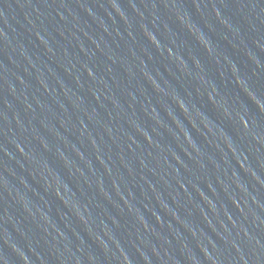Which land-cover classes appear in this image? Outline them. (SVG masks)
Wrapping results in <instances>:
<instances>
[{
    "label": "water",
    "instance_id": "water-1",
    "mask_svg": "<svg viewBox=\"0 0 264 264\" xmlns=\"http://www.w3.org/2000/svg\"><path fill=\"white\" fill-rule=\"evenodd\" d=\"M0 264H264V0H0Z\"/></svg>",
    "mask_w": 264,
    "mask_h": 264
}]
</instances>
